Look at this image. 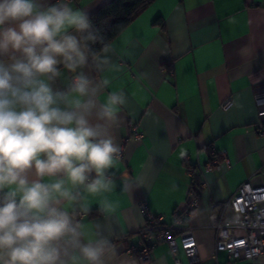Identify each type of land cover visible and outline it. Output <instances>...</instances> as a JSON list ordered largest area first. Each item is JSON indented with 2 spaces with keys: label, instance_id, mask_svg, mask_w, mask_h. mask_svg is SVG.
I'll use <instances>...</instances> for the list:
<instances>
[{
  "label": "crops",
  "instance_id": "1",
  "mask_svg": "<svg viewBox=\"0 0 264 264\" xmlns=\"http://www.w3.org/2000/svg\"><path fill=\"white\" fill-rule=\"evenodd\" d=\"M107 1L72 3L91 14ZM110 42L117 68L84 71L96 79L108 76L107 91L126 94L113 130L123 151L114 171L137 186L90 197L92 212L81 217L105 228L114 249L108 264H174L163 242L152 247L146 263L127 251L140 241L143 203L166 224L174 223V212H184L192 172L200 178L193 187L198 202L174 226L193 229L197 264H264V255L244 260L215 252L210 226L221 221V203L242 183H264V138L256 131L255 102L264 85V0H153ZM227 100L231 105L221 109ZM129 121L139 124L140 139L130 138ZM104 200L114 209L102 211ZM237 217L229 208L224 212L225 219ZM179 255L190 264L183 250Z\"/></svg>",
  "mask_w": 264,
  "mask_h": 264
},
{
  "label": "clouds",
  "instance_id": "2",
  "mask_svg": "<svg viewBox=\"0 0 264 264\" xmlns=\"http://www.w3.org/2000/svg\"><path fill=\"white\" fill-rule=\"evenodd\" d=\"M114 54L72 0H0V264H108L114 254L105 228L81 219L90 197L137 186L114 171L126 94L84 71L115 70Z\"/></svg>",
  "mask_w": 264,
  "mask_h": 264
},
{
  "label": "built area",
  "instance_id": "3",
  "mask_svg": "<svg viewBox=\"0 0 264 264\" xmlns=\"http://www.w3.org/2000/svg\"><path fill=\"white\" fill-rule=\"evenodd\" d=\"M255 102L258 110L256 131L264 138V85L256 92ZM230 105L231 101L227 100L220 104V108L225 110ZM128 127L130 138L138 140L142 137L143 134L137 122L129 121ZM122 153L121 150L120 156ZM214 165L219 168L218 161H214ZM197 202L198 196L191 190L184 212H174V223L183 224V220L191 214ZM221 204V221L210 225L216 233L214 251H223L230 258L244 260H254L264 255V183L253 186L244 182ZM228 208L238 217L225 219L224 212ZM142 209L145 224L139 232L140 241L137 245L131 246L128 253L137 254L139 260L146 263L150 260L152 247L163 242L168 245L174 264H183L179 255L180 249L183 250L190 264L199 262L197 240L191 227L178 230L174 223H164L162 215L151 212L144 203Z\"/></svg>",
  "mask_w": 264,
  "mask_h": 264
},
{
  "label": "trees",
  "instance_id": "4",
  "mask_svg": "<svg viewBox=\"0 0 264 264\" xmlns=\"http://www.w3.org/2000/svg\"><path fill=\"white\" fill-rule=\"evenodd\" d=\"M152 1L153 0H109L91 13L90 17L96 26L103 30L107 40L110 42ZM91 70L93 74H95L92 68ZM199 184V176L192 172L190 187L196 196H198V192L194 190L193 187Z\"/></svg>",
  "mask_w": 264,
  "mask_h": 264
}]
</instances>
